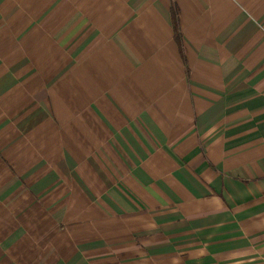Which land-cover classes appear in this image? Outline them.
<instances>
[{
	"label": "crops",
	"instance_id": "1",
	"mask_svg": "<svg viewBox=\"0 0 264 264\" xmlns=\"http://www.w3.org/2000/svg\"><path fill=\"white\" fill-rule=\"evenodd\" d=\"M0 264H264V0H0Z\"/></svg>",
	"mask_w": 264,
	"mask_h": 264
},
{
	"label": "trees",
	"instance_id": "2",
	"mask_svg": "<svg viewBox=\"0 0 264 264\" xmlns=\"http://www.w3.org/2000/svg\"><path fill=\"white\" fill-rule=\"evenodd\" d=\"M174 23H175V18H174ZM174 32H175V37L179 39L180 36H179V30H178L177 25H174Z\"/></svg>",
	"mask_w": 264,
	"mask_h": 264
}]
</instances>
